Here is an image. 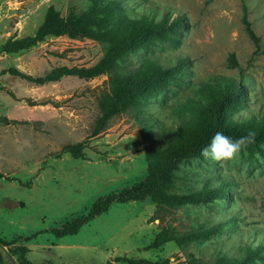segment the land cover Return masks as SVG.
<instances>
[{"label":"rangeland","instance_id":"374dc122","mask_svg":"<svg viewBox=\"0 0 264 264\" xmlns=\"http://www.w3.org/2000/svg\"><path fill=\"white\" fill-rule=\"evenodd\" d=\"M109 1L0 0V239L11 242L0 243L1 264H125L117 258L219 264L246 250H258L249 264H264V138L234 159L215 161L200 153L171 171L170 193L185 195L207 185L223 195L164 210L148 196L112 202L74 233H60L97 198L146 175L145 150L173 139L162 133L179 122L171 106L202 101L206 94L199 85L212 77L240 80L244 89L227 112L229 121L251 122L253 128L264 119V0H117L118 17L143 16L164 26L142 46L123 51L109 71L40 85L7 71L37 77L54 67L98 63L106 44L93 22L88 33L45 34L13 51L4 44L33 37L49 7L62 19L81 18ZM243 14L258 45L244 32ZM146 58L175 66L168 83L161 91L139 93L92 135L109 77L124 76ZM77 143L81 157L61 152ZM159 230L183 241L146 249ZM14 246L25 247L28 263Z\"/></svg>","mask_w":264,"mask_h":264},{"label":"trees","instance_id":"16d2710c","mask_svg":"<svg viewBox=\"0 0 264 264\" xmlns=\"http://www.w3.org/2000/svg\"><path fill=\"white\" fill-rule=\"evenodd\" d=\"M94 6L95 8L91 9L84 17L79 18L72 15L64 19L60 18L52 7H49L44 22L33 37L8 39L4 44V49L13 51L25 48L45 34H57L61 31H68L72 35L75 33H88L90 32L89 24L93 22L98 28L103 29L100 36L103 39L102 42L106 44V49L98 63L88 68L54 67L42 76L37 77L22 74L13 68H9L7 71L12 75L39 85L55 81L64 75L83 78L92 77L103 71H109L113 67L115 59L123 51L142 46L150 37L157 35L159 27L164 26L160 22L154 23L143 16L130 18L122 14L121 17H118L122 7L117 0H110L102 6ZM173 21V23L178 22L177 20ZM241 21L249 40L254 45H258L259 37L253 32L244 14ZM229 60L235 66L231 55ZM181 62L184 61H178V63ZM174 70L175 66H162L155 60L146 58L142 60L137 68L124 76H117L113 79L109 77L110 89L105 96L99 98L98 107L101 115L97 118L91 134H98L104 128L109 117L130 106L139 93L161 91L172 77ZM212 78L211 81L199 85L200 90L206 94V98L202 101L194 104L184 103L171 106V109L177 113L179 122L176 127L167 128L162 133L165 137L172 136L173 139L163 147H153L145 150L146 175L137 183L118 192L97 198L84 216L76 218L71 223L64 224L60 233H74L82 223L105 211L112 202L141 200L148 196L156 208L164 210L183 203L200 202L211 196L223 195L224 192H221V188H209L207 185L185 195H176L169 192L171 171L175 164L180 160L199 155L201 149L209 144L215 132L222 131L235 139L246 135L249 131H254L256 136L254 142L250 143L251 145L264 138V119L255 122L253 128L250 127L251 122L235 123L227 119V112L237 105L236 100L244 91L240 80L218 76ZM61 152H67L73 158L83 155L81 144L78 143L62 146ZM182 237L170 235L169 231L166 230H159L146 246V249L158 248L171 239L180 244L183 241ZM192 237V234H188V239ZM184 239H187V236ZM0 243L11 244V242L2 239H0ZM11 249L20 253L22 263H28L23 258L24 246H14ZM246 251L240 258L222 260L219 264H249L253 257L259 256L257 254L258 250ZM117 260H122L125 264H168L166 259L152 261L145 258H117ZM187 264L202 263L190 259Z\"/></svg>","mask_w":264,"mask_h":264},{"label":"clouds","instance_id":"9594fccd","mask_svg":"<svg viewBox=\"0 0 264 264\" xmlns=\"http://www.w3.org/2000/svg\"><path fill=\"white\" fill-rule=\"evenodd\" d=\"M255 136L254 131H249L246 135L233 139L222 131H217L211 137L209 144L201 149V155L215 161L234 159L250 143L254 142Z\"/></svg>","mask_w":264,"mask_h":264},{"label":"crops","instance_id":"0c3cea01","mask_svg":"<svg viewBox=\"0 0 264 264\" xmlns=\"http://www.w3.org/2000/svg\"><path fill=\"white\" fill-rule=\"evenodd\" d=\"M114 264V263H113Z\"/></svg>","mask_w":264,"mask_h":264}]
</instances>
